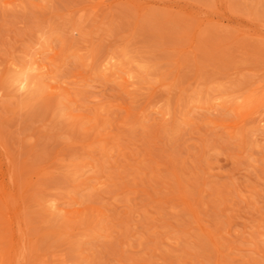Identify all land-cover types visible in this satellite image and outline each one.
I'll return each instance as SVG.
<instances>
[{
  "label": "rangeland",
  "instance_id": "1",
  "mask_svg": "<svg viewBox=\"0 0 264 264\" xmlns=\"http://www.w3.org/2000/svg\"><path fill=\"white\" fill-rule=\"evenodd\" d=\"M0 264H264V0H0Z\"/></svg>",
  "mask_w": 264,
  "mask_h": 264
},
{
  "label": "bare ground",
  "instance_id": "2",
  "mask_svg": "<svg viewBox=\"0 0 264 264\" xmlns=\"http://www.w3.org/2000/svg\"><path fill=\"white\" fill-rule=\"evenodd\" d=\"M36 71V67L33 65L28 69L23 71H19L14 77V84L16 85L18 90H26L30 87V72Z\"/></svg>",
  "mask_w": 264,
  "mask_h": 264
}]
</instances>
